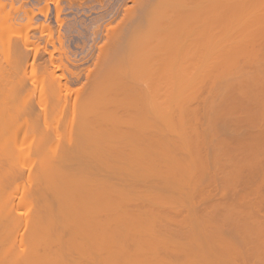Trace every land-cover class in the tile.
Masks as SVG:
<instances>
[{"label":"bare ground","instance_id":"bare-ground-1","mask_svg":"<svg viewBox=\"0 0 264 264\" xmlns=\"http://www.w3.org/2000/svg\"><path fill=\"white\" fill-rule=\"evenodd\" d=\"M132 1L141 6V17L124 9L123 27L109 25L108 33L114 46L124 29L133 30V38L123 39L113 57L109 48L100 50L91 93H81L84 111L71 120L75 111L68 112L66 120L77 125L68 124L65 135L59 121L78 91L72 80L56 75L65 60L57 62L50 45L46 71L37 77L40 41L29 40L36 34L14 39L16 47L9 37V46L3 38L13 22L7 29L1 20L7 30L0 29V63L9 47L18 62L13 58L15 76L8 70L14 55L8 68L0 65V264H264V0ZM29 12L21 13L27 18ZM31 17L22 21L27 29ZM46 26L54 47V30ZM80 73L71 71L76 80ZM205 88L215 98L208 96L206 123L197 119L202 110L190 107ZM37 94L46 98L39 102ZM206 145H217L220 152H210L218 156L210 159ZM32 148L46 179L28 165ZM53 167L64 169L60 174ZM35 187L40 197H34ZM33 197L42 199L40 208Z\"/></svg>","mask_w":264,"mask_h":264},{"label":"rangeland","instance_id":"rangeland-1","mask_svg":"<svg viewBox=\"0 0 264 264\" xmlns=\"http://www.w3.org/2000/svg\"><path fill=\"white\" fill-rule=\"evenodd\" d=\"M19 1V2H18ZM20 1H23V2H20ZM28 1V2H27ZM33 3H32V2ZM35 1V2H34ZM17 0V1H13V0H4V1H2L1 0V2H2V4H1V6L3 5V7L4 8H2V9H0V12L1 13H5V12H7V16H8V12H9V17L11 16L10 14H12V15H14V13H15V15L14 16H12V18H10L9 19V17L7 18L6 17V15L4 14H0V23L2 24V22H4L3 24H2V26H1V24H0V26L1 27H7V29H8V27H10V26H4V25H9V23H8V20H9V22L12 24V22H13V24L11 25L12 26V30H11V28H9L10 30H8V31H6V30H4V34H6V33H9V34H11L10 32H15V34L16 33H18V34H20V35H15V34H11L12 35V37H11V35H9V34H7L6 35V37H7V39H6V37L5 38H3L4 39V41H5V44H6V42L7 41H9L10 39H12L13 41H11V42H13L12 44L13 45H15V47H16V45H18V42L19 41H24V39L27 37V38H30L31 37V35L32 36H34V34H36L34 37H32V38H30L29 40L32 42H34V40L36 39V40H38L37 42L39 43V41H40V43H39V45H41L42 44V46H39L38 45V47H39V57H38V62H36V65H37V77H40V74L39 73H41V76L44 74V72H42V70H45L46 68H44L45 66H46V61H47V59L49 58V53H48V48H49V46H50V49L51 48H53V57L56 59L57 58V62H58V60L61 58V56L63 57V59L65 60H63L66 64H67V67L66 66H64V67H66V68H64L63 66V71H61V68H60V70L58 69V70H56V75H58V74H60V75H63V79H62V81L63 82H65V80L66 79H68V80H72V81H70V82H72V87H74V89L75 90H77L78 89V91L80 90V88H81V90L79 91V93H77V92H75V94L73 93L72 95H73V97H72V101L74 102V104L76 105V101H78L79 100V104L77 103V105H81L80 106V108H78L79 106H75L74 104H70L69 105V109H67L68 111H66L67 113H65V114H63L62 116H64L63 118L66 120V118H68L67 117V114H68V112H69V114H73L72 113V111H75L74 112V114L73 115H69V119L71 120V118L70 117H74V116H76V117H80L81 115H80V113H81V110H83L84 111V108L82 107V106H84V101L85 100H87V99H85L86 97H87V95L88 94H90L91 92V90L89 89V87H92L91 85H89L90 84V82H91V76L93 75L92 74V71H96L97 70V68L99 67V65L100 64H98V63H100V60L99 61H97L98 60V55H99V52H100V50L102 49V50H105L106 48H109V52L107 53V54H109V55H111V57H113L114 56V54H115V52H117L119 49H117L118 48V46L121 44V42L123 41V39L126 41V40H130L131 39V37L133 38V35H131V33H132V31L133 30H130V31H127L126 29H124L123 30V32H122V37H121V39H120V44L117 46V45H115L114 46V39L112 38V34H111V30L109 31L110 33H108V30L109 29H111L110 28V26L112 25V27L113 28H115V27H118L117 25H118V23H119V27L120 26H122L123 25V20H121L122 19V16H124V14H122L124 11V9H127V11H128V14H129V12L131 13V11H136L135 12V16L134 15H132V16H134V17H136V18H140L141 17V6H139V4L137 3V1L135 2V1H132V0ZM49 1V2H48ZM125 1L127 2V3H125ZM131 1V2H130ZM149 1H153V2H155V3H157L159 0H149ZM5 2V3H4ZM6 2H9L8 4L6 3ZM11 2V3H10ZM12 2H14V3H12ZM25 2V3H24ZM38 2V3H37ZM47 2V3H46ZM17 3V4H16ZM22 3H23V6H24V4H25V6L23 7L22 6ZM27 3V4H26ZM57 3H59V4H57ZM136 3V4H135ZM4 4H6L5 6H4ZM17 5V6H13V8H12V5ZM66 4V5H65ZM135 6H134V5ZM10 5V6H9ZM29 5V6H28ZM32 5V6H31ZM60 5V6H59ZM63 5V6H62ZM71 5V6H70ZM123 5V6H122ZM27 6V7H26ZM127 6V7H126ZM135 8H134V7ZM136 6L138 7V8H136ZM8 7H10V8H8ZM15 7V8H14ZM18 7V8H17ZM20 7L23 9V11L20 9ZM41 7V8H40ZM56 7H58V9L56 8ZM70 7V8H69ZM133 7V8H132ZM139 7H140V10H139ZM1 8V7H0ZM6 8V9H5ZM7 8H8V11H7ZM34 8V9H33ZM36 8V9H35ZM44 8H45V10H44ZM129 8H131L130 10H129ZM14 9V10H13ZM15 9L18 11H16L15 12ZM27 9H29L28 11H27ZM32 10V12H31V10ZM38 9H40V11L38 10ZM122 9V10H121ZM136 9V10H135ZM6 10V11H5ZM11 10H12V12H11ZM23 12V15L26 17V14H28V12L30 13L29 15H28V17L27 18H29V16L31 17H33V19H32V17H31V19H30V21H29V19H28V22L27 23H30V28H28L27 29V27H25V24H23V22H26V19L27 18H24V16L22 15V13L20 12ZM56 10H57V13H56ZM119 10V11H118ZM51 11V12H50ZM26 12V13H25ZM35 12H36V14H35ZM45 13V14H43V13ZM119 12V13H118ZM25 13V14H24ZM32 13V14H31ZM34 13V14H33ZM60 13V14H59ZM43 14V15H42ZM127 14V15H128ZM17 15V16H16ZM21 15V16H20ZM38 15V16H37ZM130 15V16H131ZM22 16H23V19H22ZM44 16V17H43ZM46 16V17H45ZM112 16V17H111ZM117 16V17H116ZM129 16V15H128ZM130 16H129V18H130ZM14 17V18H13ZM18 19H17V18ZM19 17H20V19H22L21 20V22H22V24H19L18 22L20 21V19H19ZM35 17V18H34ZM57 17H58V19H57ZM125 17V16H124ZM123 17V18H124ZM6 18V19H5ZM61 18V19H60ZM17 19V20H16ZM38 19V20H37ZM100 19V20H99ZM112 19H114V20H112ZM131 19H132V17H131ZM1 20H2V22H1ZM13 20H15L16 22V24L14 23V21ZM33 20V21H32ZM40 20V21H39ZM59 20V21H58ZM60 20H62L61 22H62V25L59 23L60 22ZM121 22H120V21ZM34 22V24H31L32 22ZM46 21V22H45ZM39 22V24H37ZM51 22H52V24H51ZM112 22V23H111ZM126 22V21H125ZM124 22V23H125ZM144 22H145V19H143V20H141V25H143L144 24ZM5 23H8V24H5ZM18 23V24H17ZM44 25V26H42V24ZM46 23L49 25L50 24V27L52 28V30H54V32L52 33L53 34V37H54V43H56V45L54 44V47H55V50H54V47H53V44L50 42H48L47 41V35H48V31H46V30H49L48 29V27L46 26ZM109 23H111V24H109ZM122 24V25H121ZM14 25V26H13ZM21 25H22V27H21ZM23 25H24V28H25V30L27 29V31H25V33H24V31L22 32V30H24L23 29ZM37 25V26H36ZM38 25H40V26H38ZM64 25V26H63ZM110 25V26H109ZM17 26L19 27V28H17ZM33 26V27H32ZM35 26V27H34ZM47 28H46V27ZM63 26V27H62ZM104 26H107V30L105 29L106 27H104ZM43 27H45L44 28V31H42L41 29L43 28ZM55 27V28H54ZM123 27V26H122ZM15 28H17V30H15ZM35 28V29H34ZM39 28V29H38ZM41 28V29H40ZM109 28V29H108ZM1 29V28H0ZM65 29H66V31H65ZM3 30L1 29V31H2V33H3ZM20 30V31H19ZM41 30V31H40ZM60 30V31H59ZM106 30V31H105ZM5 31H6V33H5ZM10 31V32H9ZM17 31V32H16ZM29 33V35L27 34V33ZM36 32V33H35ZM41 32H43V33H41ZM1 32H0V36H1V34H2ZM23 33V34H22ZM34 33V34H33ZM41 33V34H40ZM46 33H47V35H46ZM54 33H56V34H54ZM66 33V34H65ZM4 34H2V37L4 36ZM39 34V35H38ZM108 34V35H107ZM28 35V36H27ZM42 35V36H41ZM62 35V36H61ZM107 35V36H106ZM111 37H110V36ZM16 36H18V37H16ZM19 36H22V37H19ZM24 36H26V37H24ZM39 36H41V37H39ZM45 36V37H44ZM59 38H58V37ZM9 37H10V39H9ZM23 37H24V39H23ZM39 39H38V38ZM17 38V40H19V38H22L21 40H19V41H17V40H15L16 42H17V44H15L16 42L14 41V39H16ZM109 38H111V40L109 39ZM2 39V40H3ZM59 39L62 41H60L59 42ZM63 39V40H62ZM0 40H1V38H0ZM112 41V42H110V41ZM2 42V41H1ZM0 42V44L1 45H3L2 43ZM11 42L9 41V46L10 45H12L11 44ZM15 42V43H14ZM22 43V42H21ZM63 44V45H62ZM103 44V45H102ZM112 44V45H111ZM0 45V49H2V50H4V47H2ZM62 46V48L60 49V47ZM93 45V46H92ZM4 46V45H3ZM7 46V45H6ZM56 46H57V48L58 49H56ZM60 46V47H59ZM113 46V47H112ZM117 46V47H116ZM14 47V46H13ZM47 48V49H46ZM105 48V49H104ZM9 49H10V47H9ZM7 50V51H10V52H13L12 54H10V52L8 53L7 51L5 52L6 54H8V55H6L5 57H8V58H6V60H4L2 63L6 66V68H8V66H9V63H10V61H11V59H13V58H15L16 59V61L18 62V58H16V57H18V53H16V51H11V49L10 50ZM98 49V50H97ZM255 49L257 50V49H259V46L258 45H256L255 46ZM1 50V51H2ZM43 50V51H42ZM58 50V51H57ZM59 50H60V52H59ZM15 52V53H14ZM58 53V54H57ZM93 53V54H92ZM1 54V53H0ZM16 54V55H15ZM101 54V53H100ZM10 55H14L13 57L12 56H10ZM41 55V56H40ZM0 56H3V55H0ZM16 56V57H15ZM30 56H32V55H30ZM59 56V57H58ZM97 56V57H96ZM12 57V58H11ZM84 57V58H83ZM87 57V58H86ZM2 57H0V59H1ZM3 58H4V56H3ZM3 58L1 59V60H3ZM11 58V59H10ZM31 58V57H30ZM43 58V59H42ZM69 58V59H68ZM97 58V59H96ZM10 59V60H9ZM15 59H13L12 61H11V63H10V67H12L13 66V68H8V70H10V69H12L11 71H13V75H14V70H16V69H14V67L17 65H13L14 63V60ZM83 59V60H82ZM88 59V60H87ZM0 60V61H1ZM8 60V61H7ZM31 60H32V58L29 60V63L31 62ZM68 60V62H66ZM16 61H15V63H16ZM45 63H44V62ZM7 64H6V63ZM97 62V63H96ZM124 62H126V58L125 59H123V61H122V64H124ZM2 63H0V65L2 64ZM13 63V64H12ZM41 66V67H38L39 65ZM97 65H96V64ZM45 64V66L43 67V65ZM97 67H96V66ZM88 67H89V71H88ZM94 67H95V69H94ZM15 68H17V66L15 67ZM42 68V70H40ZM44 68V69H43ZM83 68V69H82ZM100 68V67H99ZM98 68V69H99ZM14 69V70H13ZM65 69H66V71H65ZM91 69H93V70H91ZM38 70H40V71H38ZM82 70H83V73H82ZM46 71V70H45ZM61 71V72H60ZM71 71L72 72H81L80 74H82L81 75V78L79 77L77 80L75 79V77L71 74ZM98 71V70H97ZM68 72V73H67ZM70 72V73H69ZM15 73H16V71H15ZM43 73V74H42ZM66 73V74H65ZM85 73H87V74H85ZM94 73V72H93ZM96 73L97 72H95L94 74L96 75ZM38 74H39V76H38ZM71 76H70V75ZM89 74V75H88ZM235 74H236V72H235ZM86 75H88V76H86ZM94 75V76H95ZM231 75H234V71L232 72V74ZM230 75V76H231ZM15 76V75H14ZM43 77V76H42ZM42 77H40V78H42ZM74 77V78H73ZM88 78L89 80H87L86 78ZM93 77V76H92ZM237 77V75L236 76H232V77H230V78H232V79H234V78H236ZM238 78V77H237ZM86 79V80H85ZM240 79H241V77H240ZM242 80V79H241ZM86 81V82H85ZM210 81H212V80H210ZM74 82V83H73ZM85 82V83H84ZM88 82V83H87ZM222 84H224V82H221V83H219V84H217V85H219V86H217L216 87V91H218L219 92V87H221V85ZM83 86V87H82ZM87 86V87H86ZM89 86V87H88ZM80 87V88H79ZM222 87H223V85H222ZM85 88H88V89H86L87 91L89 90V93H87L86 92V90H85ZM83 89V90H82ZM91 89H93V88H91ZM111 89H113L112 87H111ZM222 89H224V90H221V88H220V92H221V94L220 95H222V93H224V95H225V92H227V90H225V88H222ZM83 91L85 92V93H87V95L85 96V93H83ZM203 91H204V93H203ZM215 91V92H216ZM206 92V93H205ZM218 92H216V93H214V95H215V97L216 98H218V96H220L219 94H217ZM85 96V100L82 98L81 99V96H83L82 94ZM199 93H201V94H199L198 96L200 97L199 99H196V100H193L192 102H193V105L191 106V104H190V107H194L193 108V110H196V108H195V106H198L197 107V109L198 110H202V115H200V116H198L197 117V119L199 118V119H204L205 121V123L206 122H208V119H207V115L205 114H203V112L205 111V110H207L206 108H205V106L207 107L208 106V109L211 107V106H209L210 104L209 103H211V101L210 100H214L215 98L213 97V99L211 98V96H213V94L210 92L209 93V91H207V88H205V89H203L201 92H199ZM209 93V94H208ZM40 94V93H39ZM112 94H114V92H112L111 93V95ZM211 94V95H210ZM45 94H43V95H41V96H44ZM48 93H47V97H48ZM77 95V96H76ZM205 95V96H204ZM40 95H38L37 94V99L39 98V102H40V97H39ZM46 96H44V98H46ZM79 96H80V98H79ZM89 96V95H88ZM117 96L118 95H116V99H118L117 98ZM120 96V95H119ZM118 96V97H119ZM205 97V99H204V97ZM208 96H210V98L208 97ZM75 97V98H74ZM76 97H78V100H77V98ZM114 97H115V95H114ZM88 98V97H87ZM204 100H206L205 102H203V99ZM210 100H209V99ZM220 98V97H219ZM47 99H49V97L47 98ZM76 99V100H75ZM83 100L82 102H83V105H82V103H81V100ZM115 99V98H114ZM113 98H112V100H114ZM200 99H201V101H200ZM52 98L50 97V100H48V104H49V101L52 103ZM46 101V100H45ZM71 101V102H72ZM233 101H234V103H233ZM42 102V101H41ZM196 103V105H194L195 103ZM201 102H203V103H205V105H203V103H201ZM230 101H228L227 103H225L226 104V106H229V108L231 107V105L232 104H237V103H235V100H232V102H230V103H232V104H230L229 103ZM81 103V104H80ZM206 103H207V105H206ZM225 104H224V106H225ZM50 105V104H49ZM73 105V106H72ZM200 105V106H199ZM234 105H232V107H234ZM225 106V107H226ZM237 106H238V104H237ZM71 107H74L73 108V110H72V108ZM78 108V110H79V113L78 114H76L77 112H78V110H77V108ZM82 107V108H81ZM203 109H202V108ZM231 107V108H232ZM235 107H236V105H235ZM191 108V109H192ZM205 108V109H204ZM71 109V110H70ZM211 109V108H210ZM70 111H71V113H70ZM83 111H82V113H83ZM201 112V111H200ZM81 113V114H82ZM239 113V112H238ZM80 115V116H79ZM57 115H55V117H56ZM61 116V117H62ZM234 116V115H233ZM238 116H240V113L239 114H237V117ZM66 117V118H65ZM206 117V118H205ZM219 117H221L220 115H219ZM235 117H236V115H235ZM63 118H60V119H58V120H62ZM62 120V122H65V123H63L62 124V122L61 121H59L60 123H61V127L62 128H60L61 130H62V133H63V135H65V131L67 130L66 128H69V125L68 124H70L72 121H70L69 119H67L66 121L65 120ZM73 119V118H72ZM194 119V118H193ZM198 121L199 120H197V124H198ZM70 122V123H69ZM204 122H203V120H201V125L200 126H198V129H201V127L202 128H204V127H206V124H205V126H204ZM60 123H58V124H60ZM193 123H194V125H195V127H197L196 126V122L195 121H193ZM68 126H67V125ZM74 126L75 125H77L76 124V122L75 121H73V123H72ZM72 124H70V125H72ZM65 125H66V127H65ZM72 125V126H73ZM203 125V126H202ZM71 126V127H72ZM77 127V126H76ZM200 127V128H199ZM63 128H64V130H63ZM72 128H75V127H72ZM66 129V130H65ZM203 129H201V131H202ZM221 131V132H220ZM218 132H220L221 133V136H223L222 135V133L223 134H226V131H224V128L222 127V128H220L219 127V129H218ZM36 133V132H35ZM38 133V132H37ZM220 133L219 134H217L218 136L220 135ZM35 136V135H34ZM33 136V137H34ZM36 136H38V134L36 135ZM32 137V138H33ZM32 138H31V141H32ZM39 138V137H38ZM65 138V137H64ZM64 138H62V140H64ZM34 140H37V139H34ZM33 140V141H34ZM38 140H42L41 138L40 139H38ZM61 140V141H62ZM228 141H230V140H228ZM235 142V140H232V144H236V143H234ZM35 142V141H34ZM34 142H30V143H32L31 144V146H33L34 144H36V142L34 143ZM63 142V141H62ZM195 142V141H194ZM231 142V141H230ZM37 143H38V147H39V144L41 143H39L38 141H37ZM61 145H62V143H61ZM197 145V144H196ZM212 145V144H211ZM211 145L209 146V145H206L208 148H209V151H208V153H210V156H212V158H210V159H213V157H216V156H218V154L216 153H214L215 151H217V149H216V147H217V145H216V147H215V149H210L211 148ZM41 146H42V144H41ZM44 147H43V149L45 148V145H43ZM34 147V146H33ZM50 147V146H49ZM198 147V146H197ZM196 147V148H197ZM206 147V149H208ZM212 147H214V145H212ZM47 148H48V146H47ZM61 148V150L63 149L62 148V146L60 147ZM194 148H195V145H194ZM193 148V149H194ZM36 149V148H35ZM35 149L34 148H32V150H34V152L32 153V155L33 154H35ZM40 149V148H39ZM46 149V148H45ZM44 149V150H45ZM52 150L51 148H48V150ZM205 149V146L202 148V150H204ZM59 151H60V149H58ZM195 150V152L197 153V151H198V148L197 149H194ZM201 150V151H202ZM210 150H215L214 152L212 151V153H213V155H211V152H210ZM37 152H38V150H36ZM42 151V150H41ZM58 151V152H59ZM204 151H206V153H207V150H204ZM36 152V153H37ZM51 152H53V151H51ZM51 152L48 154V151H47V154H48V157L50 156V154H51ZM217 152H220L219 150L217 151ZM54 153V152H53ZM59 153H62V151L61 152H59ZM58 153V154H59ZM203 153V152H202ZM55 154V153H54ZM53 154V155H54ZM204 154H205V152H204ZM214 154H215V156H214ZM31 155V156H32ZM38 155V154H37ZM55 155H57V154H55ZM35 155H33L32 157H31V160H33V158H34V162L32 161V163H31V161L28 159L27 161L28 162H30V163H28V165L29 166H31V169L34 167V165H35V167H37V169L35 168V171H36V173L37 172H39V170L40 171H42L40 168H38L39 166H41L40 164H38V166L36 165L37 164V162L35 163V160H38V159H36V158H38V156H36V157H34ZM57 156H59V155H57ZM190 156V155H189ZM189 156H188V158H189ZM209 156V154H208V157H210ZM40 157V156H39ZM45 158H47V156H45ZM48 159V158H47ZM39 160H40V158H39ZM44 159H42L41 161L42 162H44L43 161ZM22 162L23 161H26V160H21ZM45 161H46V159H45ZM48 161H50V160H48ZM48 161H46L47 163H49ZM61 162H53L54 163V165L56 164H59V165H61V163H62V160H60ZM45 162V163H46ZM51 162H52V160H51ZM41 163V162H40ZM32 164V165H31ZM34 164V165H33ZM50 164V163H49ZM63 164V163H62ZM44 165H47V164H43V166ZM53 165V164H52ZM52 165H51V167H52ZM53 165V166H54ZM55 165V166H56ZM49 166V165H48ZM47 166V167H48ZM50 167V168H51ZM57 167V166H56ZM56 167H53L54 169H52V170H55V168ZM59 167V166H58ZM42 168V167H41ZM44 168H46V167H44ZM44 168H42V169H44ZM59 168H61V167H59ZM34 169V168H33ZM47 170L49 169V168H46ZM44 170V171H47V170ZM57 169V168H56ZM63 169H64V167H63ZM62 169V170H63ZM51 170V169H50ZM60 170V169H59ZM62 170H61V172H62ZM35 171H34V173L33 174H35ZM55 171H57V170H55ZM32 172H33V170H32ZM49 172H51V171H48L47 173H49ZM57 172H59V171H57ZM61 172H59L60 174H61ZM88 172V171H87ZM42 173V172H41ZM40 172L38 173V175L39 174H41ZM47 173H46V175H47ZM56 173V172H55ZM82 173V172H81ZM32 174V175H33ZM51 174H52V176H53V174H54V172L52 173L51 172ZM50 174V175H51ZM80 174V173H79ZM83 174V173H82ZM82 174H80L81 176H80V178L82 177ZM86 173H84V175H85ZM88 174V173H87ZM112 174V173H111ZM36 175V174H35ZM43 174H41L40 176H42ZM49 175V176H50ZM56 175H58V173H56ZM34 176V175H33ZM37 176V175H36ZM35 176V177H36ZM44 177H45V179H46V176L45 175H43ZM42 176V177H43ZM48 176V175H47ZM48 176V177H49ZM55 176V175H54ZM88 176V175H87ZM87 176H86V178H87ZM112 176V175H111ZM42 177H39V178H42ZM56 177H58V176H56ZM83 178H85L84 176H83ZM82 178V179H83ZM33 179H34V177H33ZM43 179V178H42ZM111 179L113 180V177H111ZM32 180V179H31ZM115 180V179H114ZM47 181V180H46ZM37 181H35V183H36ZM41 182H42V180H41ZM44 182V181H43ZM31 183H32V186L34 187V183L31 181ZM37 183H40V182H37ZM45 183L46 182H44V184H43V186L45 185ZM41 184V185H42ZM46 185H47V183H46ZM21 186V188H22V183H21V185H19V187ZM36 186H39V185H37L36 184ZM45 187V186H44ZM21 188H19L18 189V193L19 194H21L20 193V189ZM36 188V191H35V193L37 192V188L38 187H35ZM34 188V189H35ZM41 188H42V186H41ZM38 191L40 192V188L38 189ZM21 192H23L22 191V189H21ZM34 193V194H35ZM37 194V195H36ZM35 194V196L34 197H36V196H38L40 193H36ZM33 197V198H34ZM38 197H40V196H38ZM37 198V197H36ZM44 198V197H43ZM38 199H40V198H38ZM38 199L36 200L35 198H34V202H35V200H36V202H35V204L38 206V208H40L41 207V205L43 204V203H41V202H38ZM40 200H42V199H40ZM44 201V200H43ZM37 208V209H38ZM35 209V208H34ZM181 216H183V215H181ZM179 218H180V216H179ZM35 219H38L39 220V218H35ZM44 226V225H43ZM42 226V227H43ZM167 234V233H166ZM165 236H167V238L169 237V235L167 234V235H165ZM164 236V237H165ZM166 238V237H165ZM39 254V253H38ZM37 259V258H36ZM34 260V259H33ZM251 262V264L252 263H254L255 262V260H254V262H252V261H250ZM250 264V263H249Z\"/></svg>","mask_w":264,"mask_h":264}]
</instances>
